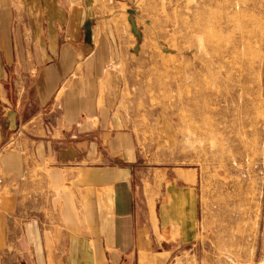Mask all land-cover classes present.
Here are the masks:
<instances>
[{
    "label": "crops",
    "instance_id": "0c3cea01",
    "mask_svg": "<svg viewBox=\"0 0 264 264\" xmlns=\"http://www.w3.org/2000/svg\"><path fill=\"white\" fill-rule=\"evenodd\" d=\"M95 6L0 0V264H210L198 174L151 166Z\"/></svg>",
    "mask_w": 264,
    "mask_h": 264
},
{
    "label": "rangeland",
    "instance_id": "374dc122",
    "mask_svg": "<svg viewBox=\"0 0 264 264\" xmlns=\"http://www.w3.org/2000/svg\"><path fill=\"white\" fill-rule=\"evenodd\" d=\"M95 5L120 13V109L151 166L198 174L209 263L264 264V0Z\"/></svg>",
    "mask_w": 264,
    "mask_h": 264
}]
</instances>
